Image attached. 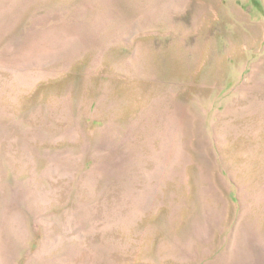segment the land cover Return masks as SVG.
<instances>
[{
    "label": "rangeland",
    "instance_id": "rangeland-1",
    "mask_svg": "<svg viewBox=\"0 0 264 264\" xmlns=\"http://www.w3.org/2000/svg\"><path fill=\"white\" fill-rule=\"evenodd\" d=\"M0 264H264V0H0Z\"/></svg>",
    "mask_w": 264,
    "mask_h": 264
}]
</instances>
